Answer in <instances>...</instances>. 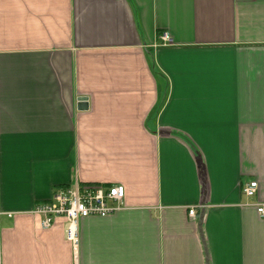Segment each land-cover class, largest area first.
<instances>
[{"label": "crops", "instance_id": "1", "mask_svg": "<svg viewBox=\"0 0 264 264\" xmlns=\"http://www.w3.org/2000/svg\"><path fill=\"white\" fill-rule=\"evenodd\" d=\"M75 184L124 198L74 255ZM259 206L264 0H0V264H264Z\"/></svg>", "mask_w": 264, "mask_h": 264}, {"label": "built area", "instance_id": "2", "mask_svg": "<svg viewBox=\"0 0 264 264\" xmlns=\"http://www.w3.org/2000/svg\"><path fill=\"white\" fill-rule=\"evenodd\" d=\"M159 41L161 46L173 45L168 33H162ZM256 189L257 183L252 181L244 185L242 192L250 198L255 195ZM123 198V186L75 184L73 187L55 190L49 202L35 205L30 214L38 218L42 230L53 227L58 219H62L65 224V240L75 255L79 247L80 221L89 217L106 218L113 215L123 208ZM257 213L264 216V206L257 207ZM188 215L192 217L194 210L190 209Z\"/></svg>", "mask_w": 264, "mask_h": 264}, {"label": "water", "instance_id": "3", "mask_svg": "<svg viewBox=\"0 0 264 264\" xmlns=\"http://www.w3.org/2000/svg\"><path fill=\"white\" fill-rule=\"evenodd\" d=\"M87 107H88L87 98L79 97L77 99V110L84 111V110H87Z\"/></svg>", "mask_w": 264, "mask_h": 264}]
</instances>
